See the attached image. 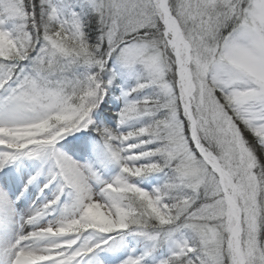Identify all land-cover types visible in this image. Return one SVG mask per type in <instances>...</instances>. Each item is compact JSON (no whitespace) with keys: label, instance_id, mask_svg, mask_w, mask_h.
I'll return each instance as SVG.
<instances>
[{"label":"snow or ice","instance_id":"snow-or-ice-1","mask_svg":"<svg viewBox=\"0 0 264 264\" xmlns=\"http://www.w3.org/2000/svg\"><path fill=\"white\" fill-rule=\"evenodd\" d=\"M120 77L135 83L104 125ZM90 128L111 179L61 144ZM248 134L264 149V0H0V264H104L128 236L141 250L119 264H264ZM25 158L44 166L24 191L55 189L26 217L8 167Z\"/></svg>","mask_w":264,"mask_h":264},{"label":"bare ground","instance_id":"bare-ground-1","mask_svg":"<svg viewBox=\"0 0 264 264\" xmlns=\"http://www.w3.org/2000/svg\"><path fill=\"white\" fill-rule=\"evenodd\" d=\"M40 160H29V159H21L16 161L15 163L9 165L8 167L12 169L11 174V181L10 184H16L18 182H21V184L25 185L27 183L28 177L35 175L38 170H40L41 165ZM47 178H45L42 175L38 176L36 181H34L32 184H30L27 188L28 196H30L29 201H24L20 199L16 203V209L19 214V216H25L26 214H30L31 210L38 204L46 201L47 199L52 198L47 194L48 189H45L44 192H41V188L43 187V184L46 183ZM0 184H2V181H0ZM19 196V194L16 193V196ZM15 199V197H13ZM35 202V204H34ZM21 206H24L25 208H22ZM55 217H48V219H53ZM31 226H27V230H30Z\"/></svg>","mask_w":264,"mask_h":264},{"label":"rangeland","instance_id":"rangeland-1","mask_svg":"<svg viewBox=\"0 0 264 264\" xmlns=\"http://www.w3.org/2000/svg\"><path fill=\"white\" fill-rule=\"evenodd\" d=\"M105 101V103H103ZM104 101L101 103V105H103V108L105 109V107H108L109 108V106H111V109H112V107H113V104H111V102H109L110 100H109V94L104 98ZM118 101L119 100H117V102H115L116 104H114V105H117V108L115 107V108H113L112 109V111H113V113H115V118L117 117V114H118V112H119V110H120V108L122 107V105L120 104V103H118ZM100 105V106H101ZM114 119V118H113ZM115 120V119H114ZM85 132V131H84ZM84 132H78V133H75L74 135H75V137H77V136H82L83 134H84ZM68 140H71V142H74L75 144L77 143H81L83 140H84V137L82 136L79 140H74L73 139V137H68L67 138ZM61 144L63 145V148L64 149H67L69 146H68V144L69 145H71L70 143H68V142H66V141H62L61 142ZM100 146V145H99ZM96 152L94 153V156H96V161H95V163L94 164H96V166L97 167H100L101 168V171H102V173H103V176L106 178V179H110V177L111 176H113L114 174H115V172L117 173V171H118V167L115 165V164H110V168L108 169V170H106V171H104V169H105V167H101V165L97 162L98 161V153H103V148H101V147H96ZM70 154H72L71 152H70ZM95 154H97V155H95ZM72 155H74V154H72ZM82 159H84V158H82ZM85 160V159H84ZM93 160V159H92ZM86 162H91L90 161V159L89 160H86ZM40 169L42 168V167H39ZM105 172V173H104ZM48 192H49V194L50 195H54V193H55V189H53L52 190V187L50 186L49 187V190H48ZM62 199H64V198H62ZM116 250L117 249H115V250H113V251H109L111 254H113V253H115L116 252ZM124 253H123V255L121 256L120 255V253H119V255H118V253H115L114 255H113V257L114 258H112L113 259V261H114V264H119V260L123 257V256H126V255H128L129 254V252L127 251V252H125V250L123 251ZM113 263V262H112Z\"/></svg>","mask_w":264,"mask_h":264},{"label":"trees","instance_id":"trees-1","mask_svg":"<svg viewBox=\"0 0 264 264\" xmlns=\"http://www.w3.org/2000/svg\"><path fill=\"white\" fill-rule=\"evenodd\" d=\"M36 3H38V0H35ZM89 35L91 37H95V25L89 24L88 27ZM135 83V80H134ZM145 91H151L150 89H146ZM249 142L253 145V147L256 149V155L260 158L261 162H264V149H261L258 144L255 142V138L251 136V134H248Z\"/></svg>","mask_w":264,"mask_h":264}]
</instances>
